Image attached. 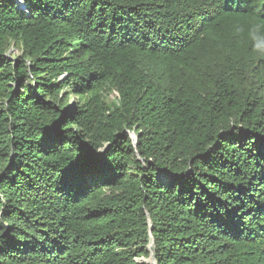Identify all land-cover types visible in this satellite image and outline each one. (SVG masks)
Returning <instances> with one entry per match:
<instances>
[{"label": "trees", "instance_id": "16d2710c", "mask_svg": "<svg viewBox=\"0 0 264 264\" xmlns=\"http://www.w3.org/2000/svg\"><path fill=\"white\" fill-rule=\"evenodd\" d=\"M152 240L264 264V0H0V264Z\"/></svg>", "mask_w": 264, "mask_h": 264}, {"label": "rangeland", "instance_id": "374dc122", "mask_svg": "<svg viewBox=\"0 0 264 264\" xmlns=\"http://www.w3.org/2000/svg\"><path fill=\"white\" fill-rule=\"evenodd\" d=\"M9 55H12V57L11 58H15V57H17V56H19L20 55V50H17V49H15V48H13L12 47V49L9 51ZM116 94L115 93H113V94H111L110 95V99L111 100H113V99H115L116 98ZM131 137L133 138V142H135V136H134V134H132L131 133ZM152 254H153V252L151 251V249H150V255H149V257L147 258V259H143V258H141V259H139V261H145V262H148V263H150V264H154L153 262H152Z\"/></svg>", "mask_w": 264, "mask_h": 264}, {"label": "water", "instance_id": "95a60500", "mask_svg": "<svg viewBox=\"0 0 264 264\" xmlns=\"http://www.w3.org/2000/svg\"><path fill=\"white\" fill-rule=\"evenodd\" d=\"M152 245H153V240L151 241L150 245H149V248L152 249ZM152 262L155 264V259L153 257V254H152ZM148 263V262H147Z\"/></svg>", "mask_w": 264, "mask_h": 264}]
</instances>
